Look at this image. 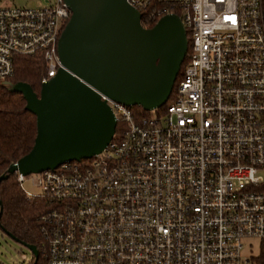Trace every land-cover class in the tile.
Returning a JSON list of instances; mask_svg holds the SVG:
<instances>
[{"label":"built area","instance_id":"1","mask_svg":"<svg viewBox=\"0 0 264 264\" xmlns=\"http://www.w3.org/2000/svg\"><path fill=\"white\" fill-rule=\"evenodd\" d=\"M47 2L0 7V81L17 55L43 54L41 85L63 67L72 11ZM128 2L145 27L181 17L183 75L153 117L101 94L120 123L101 153L17 173L28 198L51 204L40 218L46 264H258L243 250L264 241V0Z\"/></svg>","mask_w":264,"mask_h":264},{"label":"water","instance_id":"2","mask_svg":"<svg viewBox=\"0 0 264 264\" xmlns=\"http://www.w3.org/2000/svg\"><path fill=\"white\" fill-rule=\"evenodd\" d=\"M65 2L72 16L59 40L63 67L39 94L29 83L7 82L37 116L38 133L30 152L11 164L0 183L11 174L54 170L101 153L117 129L113 109L101 94L130 107L159 109L170 99L187 57L188 34L178 14L145 27L142 13L128 0ZM22 244L37 262L38 247Z\"/></svg>","mask_w":264,"mask_h":264},{"label":"trees","instance_id":"3","mask_svg":"<svg viewBox=\"0 0 264 264\" xmlns=\"http://www.w3.org/2000/svg\"><path fill=\"white\" fill-rule=\"evenodd\" d=\"M154 25L150 24L148 27ZM186 61L187 59L184 62ZM45 71L46 61L42 53L34 56L17 55L14 74L0 81V176L7 173L11 164L30 152L38 133L37 116L26 108L27 101L24 95L12 91L7 82L11 84L29 83L39 94L41 78ZM182 75L181 69L171 98ZM165 107L166 105L159 109L164 110ZM132 110L138 120L147 116L149 112L138 105L133 106ZM119 129L120 123L117 126V133ZM259 189L264 191V183L259 186ZM0 201V230L10 233L20 243L38 247L40 258L37 262L33 260L30 264H46L40 218L51 207L50 202L44 198H28L17 174H11L9 178L0 183ZM255 260L258 264H264V241L261 242L260 251Z\"/></svg>","mask_w":264,"mask_h":264},{"label":"rangeland","instance_id":"4","mask_svg":"<svg viewBox=\"0 0 264 264\" xmlns=\"http://www.w3.org/2000/svg\"><path fill=\"white\" fill-rule=\"evenodd\" d=\"M52 3L55 0H50ZM47 0H0L2 6H19V7H43L48 5ZM163 110L156 109L149 111L146 115L153 117L161 114ZM264 175V170L261 172ZM25 187L33 192H38L30 183ZM261 240L258 238H247L244 240L245 247L243 254L246 256H257L260 251ZM44 251V250H43ZM32 251L24 244L18 242L6 232L0 230V264H29L32 260Z\"/></svg>","mask_w":264,"mask_h":264},{"label":"snow or ice","instance_id":"5","mask_svg":"<svg viewBox=\"0 0 264 264\" xmlns=\"http://www.w3.org/2000/svg\"><path fill=\"white\" fill-rule=\"evenodd\" d=\"M226 19L231 20L233 23H235L236 18L233 16V17H226Z\"/></svg>","mask_w":264,"mask_h":264}]
</instances>
